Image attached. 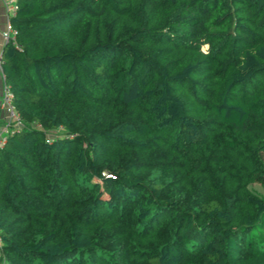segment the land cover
<instances>
[{
    "label": "trees",
    "instance_id": "trees-1",
    "mask_svg": "<svg viewBox=\"0 0 264 264\" xmlns=\"http://www.w3.org/2000/svg\"><path fill=\"white\" fill-rule=\"evenodd\" d=\"M8 21L0 264H264V0H16Z\"/></svg>",
    "mask_w": 264,
    "mask_h": 264
},
{
    "label": "built area",
    "instance_id": "built-area-1",
    "mask_svg": "<svg viewBox=\"0 0 264 264\" xmlns=\"http://www.w3.org/2000/svg\"><path fill=\"white\" fill-rule=\"evenodd\" d=\"M4 7L8 13V17L3 25L0 28V38L5 43L6 41L14 42L15 29L9 23L8 18L11 16L16 9V0H2ZM0 63H1V50H0ZM0 110L2 111L1 126H0V146L3 143L6 134L12 133L13 130L21 128L22 122L14 109L12 104V94L8 86L3 82V76L0 69Z\"/></svg>",
    "mask_w": 264,
    "mask_h": 264
},
{
    "label": "crops",
    "instance_id": "crops-1",
    "mask_svg": "<svg viewBox=\"0 0 264 264\" xmlns=\"http://www.w3.org/2000/svg\"><path fill=\"white\" fill-rule=\"evenodd\" d=\"M7 17H8V13H7V11L4 7V4L2 2V3H0V28L3 27ZM2 45H3V41L0 38V50L2 48ZM0 87H1V79H0ZM0 117H2V111L1 110H0ZM0 126H1V119H0Z\"/></svg>",
    "mask_w": 264,
    "mask_h": 264
},
{
    "label": "rangeland",
    "instance_id": "rangeland-1",
    "mask_svg": "<svg viewBox=\"0 0 264 264\" xmlns=\"http://www.w3.org/2000/svg\"><path fill=\"white\" fill-rule=\"evenodd\" d=\"M205 48H206V46L204 45V46L202 47V49L204 50ZM1 123H2V122H1ZM49 132L53 133V131H49ZM262 158H263V160H264V152H263V156H262ZM252 187H253L254 189H256L257 191H259V192H261V193L264 194V188L261 187L260 185H258L257 183H256V184H253Z\"/></svg>",
    "mask_w": 264,
    "mask_h": 264
},
{
    "label": "snow or ice",
    "instance_id": "snow-or-ice-1",
    "mask_svg": "<svg viewBox=\"0 0 264 264\" xmlns=\"http://www.w3.org/2000/svg\"><path fill=\"white\" fill-rule=\"evenodd\" d=\"M0 3H2V0H0Z\"/></svg>",
    "mask_w": 264,
    "mask_h": 264
}]
</instances>
